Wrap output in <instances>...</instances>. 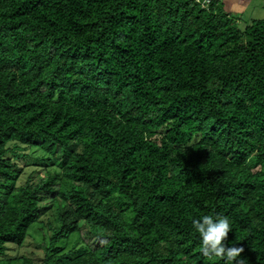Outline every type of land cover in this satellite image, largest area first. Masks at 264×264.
Returning <instances> with one entry per match:
<instances>
[{"label":"trees","instance_id":"trees-1","mask_svg":"<svg viewBox=\"0 0 264 264\" xmlns=\"http://www.w3.org/2000/svg\"><path fill=\"white\" fill-rule=\"evenodd\" d=\"M239 19L221 0H0V264H225L200 250L205 214L264 264V18ZM55 203L44 255L8 257Z\"/></svg>","mask_w":264,"mask_h":264},{"label":"rangeland","instance_id":"rangeland-1","mask_svg":"<svg viewBox=\"0 0 264 264\" xmlns=\"http://www.w3.org/2000/svg\"><path fill=\"white\" fill-rule=\"evenodd\" d=\"M241 18H242L241 20L239 19L241 25H244V23H246V21L250 20L251 18H264V8L261 6L260 3H257L255 1L249 3L248 8L242 13ZM243 21L245 22L243 23ZM25 153L28 155L26 157L23 156L18 158L17 162L19 166H23L25 168L24 173H28L33 169L35 162H41L40 157L43 154V151L40 148L34 146L26 149ZM249 164L251 167H255L257 165V163L253 159L250 160ZM43 173H44L43 169H41L38 174L35 173L33 177V181L35 182L37 180L38 175ZM50 204H51V200L42 201L43 206L48 207ZM51 206L41 217L43 223L39 222L31 227L29 231V236L22 246H17L14 244L8 245L9 246V249L7 251L8 257L15 258L16 256L20 257L21 255H28L40 259L44 255V249L43 247H41V241L45 236H50L51 231L48 228H44L43 230L42 225L47 220H52L54 223H57L58 204L55 203L54 205ZM72 242H74V239L72 240Z\"/></svg>","mask_w":264,"mask_h":264},{"label":"clouds","instance_id":"clouds-1","mask_svg":"<svg viewBox=\"0 0 264 264\" xmlns=\"http://www.w3.org/2000/svg\"><path fill=\"white\" fill-rule=\"evenodd\" d=\"M191 223L199 236L202 254L221 258L225 264H238L243 248L226 242L232 230L227 217L205 214L194 217Z\"/></svg>","mask_w":264,"mask_h":264},{"label":"crops","instance_id":"crops-1","mask_svg":"<svg viewBox=\"0 0 264 264\" xmlns=\"http://www.w3.org/2000/svg\"><path fill=\"white\" fill-rule=\"evenodd\" d=\"M260 3L264 8V0H221L224 3L226 10L239 16L248 8L249 3L252 2Z\"/></svg>","mask_w":264,"mask_h":264},{"label":"built area","instance_id":"built-area-1","mask_svg":"<svg viewBox=\"0 0 264 264\" xmlns=\"http://www.w3.org/2000/svg\"><path fill=\"white\" fill-rule=\"evenodd\" d=\"M202 1L206 3V2H209L210 0H202Z\"/></svg>","mask_w":264,"mask_h":264}]
</instances>
